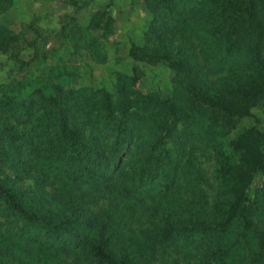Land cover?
Masks as SVG:
<instances>
[{
    "label": "trees",
    "instance_id": "16d2710c",
    "mask_svg": "<svg viewBox=\"0 0 264 264\" xmlns=\"http://www.w3.org/2000/svg\"><path fill=\"white\" fill-rule=\"evenodd\" d=\"M145 2L129 56L169 66L168 97L135 73L75 84L44 49L13 53L0 22L18 69L0 85V264H264V0ZM114 24L99 10L88 29L107 40ZM81 31L57 35L106 63Z\"/></svg>",
    "mask_w": 264,
    "mask_h": 264
},
{
    "label": "rangeland",
    "instance_id": "374dc122",
    "mask_svg": "<svg viewBox=\"0 0 264 264\" xmlns=\"http://www.w3.org/2000/svg\"><path fill=\"white\" fill-rule=\"evenodd\" d=\"M99 10L110 12L115 20L114 32L107 40L102 37L103 31L88 29L93 14ZM151 19L145 0H14L11 8L0 14V22L19 37L13 53H18L21 59H31L37 47L44 49L48 55L43 67L66 65L76 68L75 84L113 91L119 72L135 73L139 79L138 88L168 97L173 92L174 76L169 66L164 63L148 64L129 56L132 45H144ZM68 24L79 26L87 40L104 41L107 62L99 64L86 58L84 50V60L72 54L70 39L57 35ZM9 54L0 51V85L18 74ZM259 115L260 120L256 123L264 128V115ZM244 122L241 127L250 125Z\"/></svg>",
    "mask_w": 264,
    "mask_h": 264
}]
</instances>
